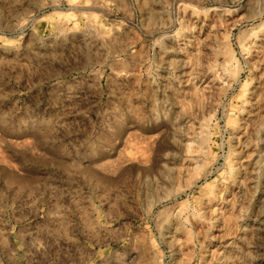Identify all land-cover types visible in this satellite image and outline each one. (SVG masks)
Wrapping results in <instances>:
<instances>
[{"label": "clouds", "instance_id": "obj_1", "mask_svg": "<svg viewBox=\"0 0 264 264\" xmlns=\"http://www.w3.org/2000/svg\"><path fill=\"white\" fill-rule=\"evenodd\" d=\"M262 38L264 0H0V264H264Z\"/></svg>", "mask_w": 264, "mask_h": 264}, {"label": "rangeland", "instance_id": "obj_2", "mask_svg": "<svg viewBox=\"0 0 264 264\" xmlns=\"http://www.w3.org/2000/svg\"><path fill=\"white\" fill-rule=\"evenodd\" d=\"M211 18H209V21L207 24L204 25L205 34H207L209 30V26L211 24ZM47 27L46 24L41 25V28ZM139 48V45H137V49ZM264 38L257 41L256 47L252 50L251 56L249 57V65L254 70L252 71V79L254 80V83H252L250 89L248 90L249 95L247 99L253 104H256L257 99L259 98L260 94L264 92V87H261L264 82H262L259 78L262 74H264V64H260V60L262 55H264ZM258 110V108L256 109ZM245 118H247L245 116ZM138 151L142 152L143 149L137 145L136 146ZM262 149H264V145H262ZM159 150V144H157V149L153 151L151 157H150V163L152 165H155L156 163V151ZM215 150V149H214ZM132 155V154H130ZM145 156H147V153H144ZM0 160H7L8 163H0V169H5L9 172L15 171L14 169H11L9 167V163H15L16 161L12 159L11 152L5 151L3 156L0 157ZM142 165H140L137 160H133L131 163L124 165L123 167H120L119 162H110V167L108 171H102L98 172V174L94 177H91L93 185H100L101 186V192H103L104 186L108 187H118L115 184L109 183L110 181L116 180L119 175H121L123 172L129 170V169H139ZM113 197H115V192H113ZM108 205L105 204L104 211L108 210ZM129 217H132V222L135 225L136 218H135V211L129 208H120V216L117 221V224L115 226H120L122 224H125L128 222Z\"/></svg>", "mask_w": 264, "mask_h": 264}]
</instances>
